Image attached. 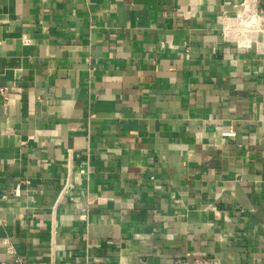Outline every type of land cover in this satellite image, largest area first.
<instances>
[{"label":"crops","instance_id":"obj_1","mask_svg":"<svg viewBox=\"0 0 264 264\" xmlns=\"http://www.w3.org/2000/svg\"><path fill=\"white\" fill-rule=\"evenodd\" d=\"M244 1L0 0V262L264 264Z\"/></svg>","mask_w":264,"mask_h":264},{"label":"built area","instance_id":"obj_2","mask_svg":"<svg viewBox=\"0 0 264 264\" xmlns=\"http://www.w3.org/2000/svg\"><path fill=\"white\" fill-rule=\"evenodd\" d=\"M238 8V7H237ZM239 12H237L238 16V24H240L242 28V32L244 34H249L250 32H261L263 30V21H264V13L263 10L258 6L257 1L255 0H246L241 5H239ZM0 93L4 97V100L7 102L9 100L7 89H0ZM88 168H81L79 171V177H74L73 180L77 181L81 178V176H87ZM66 188V189H65ZM64 190L68 191L69 186L66 185ZM66 191V192H67ZM82 204L75 200L72 204L74 208H79ZM84 210V209H83ZM80 220L83 222H88V214L87 211L81 213ZM8 246L7 253L11 256L10 262H0V264H27L24 258L17 256L14 248L10 246V244L6 243ZM140 264H159V263H151L147 261H142ZM163 264H220V261L212 258H182L178 259L172 263H163Z\"/></svg>","mask_w":264,"mask_h":264}]
</instances>
